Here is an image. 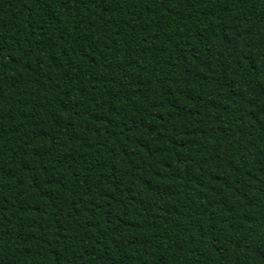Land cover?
<instances>
[{
  "label": "trees",
  "instance_id": "1",
  "mask_svg": "<svg viewBox=\"0 0 264 264\" xmlns=\"http://www.w3.org/2000/svg\"><path fill=\"white\" fill-rule=\"evenodd\" d=\"M0 264H264V0H0Z\"/></svg>",
  "mask_w": 264,
  "mask_h": 264
}]
</instances>
